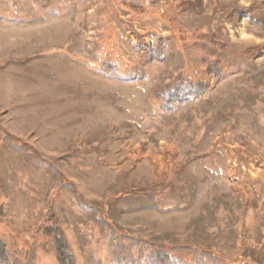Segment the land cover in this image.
<instances>
[{"label": "rangeland", "instance_id": "1", "mask_svg": "<svg viewBox=\"0 0 264 264\" xmlns=\"http://www.w3.org/2000/svg\"><path fill=\"white\" fill-rule=\"evenodd\" d=\"M53 229L70 264H264V0H0V264H58Z\"/></svg>", "mask_w": 264, "mask_h": 264}, {"label": "trees", "instance_id": "2", "mask_svg": "<svg viewBox=\"0 0 264 264\" xmlns=\"http://www.w3.org/2000/svg\"><path fill=\"white\" fill-rule=\"evenodd\" d=\"M187 7L195 3L185 1ZM148 61L160 60L162 59V53L157 52L155 49L147 51ZM216 70L214 66L211 67L210 71ZM218 77L221 76L219 70L213 71ZM142 76V75H141ZM209 88V85L200 82L197 84L181 83L178 87H175L173 90L164 91V89H159L155 92V97L160 99V109L164 112H172L175 110V105L182 104L185 100L194 98L201 95L204 91ZM55 237V253L58 264H70V255L67 253L65 242L56 229H53ZM5 245L0 242V259H5Z\"/></svg>", "mask_w": 264, "mask_h": 264}, {"label": "water", "instance_id": "3", "mask_svg": "<svg viewBox=\"0 0 264 264\" xmlns=\"http://www.w3.org/2000/svg\"><path fill=\"white\" fill-rule=\"evenodd\" d=\"M243 264H249V263H243Z\"/></svg>", "mask_w": 264, "mask_h": 264}]
</instances>
